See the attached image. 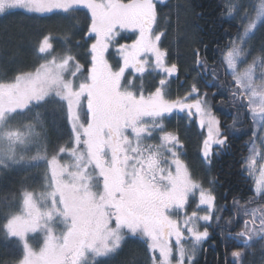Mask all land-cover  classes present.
I'll use <instances>...</instances> for the list:
<instances>
[{
    "label": "snow or ice",
    "instance_id": "obj_1",
    "mask_svg": "<svg viewBox=\"0 0 264 264\" xmlns=\"http://www.w3.org/2000/svg\"><path fill=\"white\" fill-rule=\"evenodd\" d=\"M165 3L0 0V14L18 10L43 18L86 10L90 22L81 39L93 40L82 64L73 52L80 41L71 39L78 25L62 38L57 55L53 36L41 32L32 47L43 62L0 79V172L45 164L39 188H24L16 204L0 211V233L19 249L14 264H103L129 239L144 245V264H198L210 229L217 228L222 240L237 241L245 250L264 242V163L257 167L258 158L264 159V32L257 38L264 29V0H224L221 19L230 25L224 33L230 39L217 45L211 61L194 50L192 67L198 71L186 92L175 97L172 80L178 87L185 82L178 59L169 63V50L161 47L171 23L168 13L161 23L158 5ZM125 31L136 34L131 43H119ZM113 45L117 66L106 55ZM151 74L160 79L147 88L144 76ZM200 81L217 88L213 97L227 93L219 105L230 108L231 124L216 115ZM50 99L66 109L70 125L68 140L52 145L51 156L42 114L36 112L28 123L17 119ZM181 113L207 128L202 157L208 166L218 154L213 146L226 150L230 135L239 131L236 125L249 122L242 170L254 186L243 204L233 197L231 204L218 205L216 178L205 187L181 159L179 130H167L166 124ZM34 147L36 155H27ZM61 155L69 159L62 162ZM234 223L239 231H232ZM30 234H42L38 247ZM260 249L264 252V243ZM246 254L234 250L233 264H243Z\"/></svg>",
    "mask_w": 264,
    "mask_h": 264
},
{
    "label": "trees",
    "instance_id": "obj_2",
    "mask_svg": "<svg viewBox=\"0 0 264 264\" xmlns=\"http://www.w3.org/2000/svg\"><path fill=\"white\" fill-rule=\"evenodd\" d=\"M224 0H167L164 5H158V11L168 13L170 24L167 25V34L162 38V48L169 50L168 62L178 59L180 80L185 83L179 86L175 79L171 83L173 97L179 92L182 95L188 89L198 69L193 68L195 60L194 50L199 49L202 55L213 58V51L217 45L225 44L229 35H225V29H229V23L221 19V11ZM90 21L86 18V11H78L69 16L52 15L49 17H36L14 10L0 16V79H7L15 75L17 71H32L40 63L39 56L34 52L32 44L41 32H48L53 36V44L57 55L63 50L62 38L70 35L73 24L78 25L79 31L71 36L73 41H80V47L73 48V52L79 54L80 62L86 63L89 59L85 53L93 40L81 39L87 32ZM264 32L261 29L257 38ZM255 54V53H254ZM201 93L207 92L209 99L216 107L213 109L216 115L227 126L232 123V114L227 105H219V101L226 99L227 93L212 96L217 92L216 87H206L199 82ZM42 112L46 115L48 135L50 140V154L52 145L63 144L69 138L70 128L66 123L65 112L60 104L55 107L42 106ZM167 130H179V136L184 147V157L190 170L196 178L208 184L212 177L216 178L215 193L217 204H231L236 197L243 204L253 195L254 183L248 173L242 170V156H247V148L244 142L249 139L252 132L249 122L237 124L236 129L229 138L230 147L220 152L214 148L217 155L212 157L211 165H204L201 150L205 139L204 128L195 121L187 118H171L166 121ZM33 172H0V211L5 210V204H16L15 197L24 188L33 189L37 186ZM231 209L223 213L228 219ZM224 224L222 220L220 222ZM235 232V231H234ZM212 233V230H211ZM213 234V233H212ZM201 252V260L205 264H233L231 253L234 250H243L247 254L243 260L247 263L258 264L263 258L264 252L260 249L261 241L254 242L250 248L244 249L237 241L225 242L217 235H212ZM222 240V243L221 241ZM214 248L209 249V245ZM144 245L137 240L129 239L122 251L113 259H105L103 264H144ZM19 249L15 240L7 241L3 233H0V264H14L18 259Z\"/></svg>",
    "mask_w": 264,
    "mask_h": 264
},
{
    "label": "rangeland",
    "instance_id": "obj_3",
    "mask_svg": "<svg viewBox=\"0 0 264 264\" xmlns=\"http://www.w3.org/2000/svg\"><path fill=\"white\" fill-rule=\"evenodd\" d=\"M12 11H14V10H12ZM3 15L4 14H0V16H3ZM135 38H136V34L130 32V31H125V32H122L120 34L119 43H131L132 40H134ZM52 54L53 55H56L54 52ZM106 55H107V58H108L109 62L113 66H117L115 45H113L111 47L110 51ZM39 58H40V63H42L43 62L42 58L40 56H39ZM129 75H131V73H129ZM159 79H160V77L157 76V75H155V74L145 75L144 76L145 86L147 88H153L155 86L156 81H158ZM137 83H139V81H137ZM57 104H59V103H57L55 99H50L49 102L47 104H45V105H46V107H55ZM42 106L40 108H33L30 112L25 113L23 117H18L17 119L18 120H22L24 123H28V122H31V121L34 120L36 112H40L42 114L41 115V120L44 122V130L46 131L47 136L49 138L46 115L41 110L42 109ZM64 112L66 114V109H64ZM170 117L171 118H186V116L183 113H181V114H173ZM65 118H66V115H65ZM66 123L68 124L67 119H66ZM69 128H70V125H69ZM37 131H40V129L38 128ZM204 132H205V138H206L207 137V128H204ZM150 142H152V141H150ZM214 148H216V147L213 146V151H214ZM183 149H184V147L182 149H180V151L183 153V155L181 156V159L187 164V162L185 160V157H184L185 154H184V150ZM49 151H50V147H48V154H49V156H51V154H50ZM36 153H37V149L34 147V148L31 149V151L27 155H29V156L36 155ZM201 154H202V150H201ZM60 159L63 162L64 160H67L69 158L67 156L61 155ZM203 162L205 163L204 164L205 166L208 165L204 160H203ZM262 163H264V159H259L258 158V160H257V167H259V165L262 164ZM44 169H45V164L42 163V164L39 165V167L22 166V167L16 168L15 170H9V171H13V172H33L35 174V181L38 183L35 188L38 189L39 188V185L43 182V172H44ZM258 175H259V173L257 172V176ZM251 178H252V181L254 183V178L253 177H251ZM204 186L205 187H209L208 184H204ZM28 190H32V189H28ZM188 211L191 212L192 211V207H189L188 208ZM201 214H203V212H201ZM201 230H203V228ZM211 230L212 229H210V232H211ZM30 236L33 237V239L31 240V242L38 247L39 246V243L42 242V234H30ZM199 257H200V254H199ZM243 264H250V263H247V260H243ZM258 264H264V256H263L262 259L259 260Z\"/></svg>",
    "mask_w": 264,
    "mask_h": 264
},
{
    "label": "flooded vegetation",
    "instance_id": "obj_4",
    "mask_svg": "<svg viewBox=\"0 0 264 264\" xmlns=\"http://www.w3.org/2000/svg\"><path fill=\"white\" fill-rule=\"evenodd\" d=\"M239 229H240V224L239 223H234V225H233V227H232V231L234 232V231H239ZM219 232H220V229H215V230H213L212 229V235H217V236H219L220 238H221V236L219 235ZM221 241V243H222V240H220ZM238 244H240L239 242H237ZM212 249V248H214V246L213 245H209V249ZM206 250H208V248L206 249ZM240 251H243V250H240ZM198 264H205V262L204 261H202L201 260V253H200V257L198 258Z\"/></svg>",
    "mask_w": 264,
    "mask_h": 264
}]
</instances>
